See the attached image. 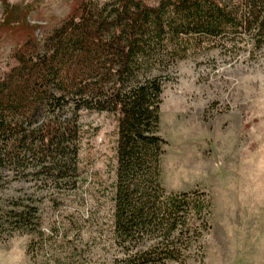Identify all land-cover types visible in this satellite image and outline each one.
Segmentation results:
<instances>
[{"label": "trees", "instance_id": "obj_1", "mask_svg": "<svg viewBox=\"0 0 264 264\" xmlns=\"http://www.w3.org/2000/svg\"><path fill=\"white\" fill-rule=\"evenodd\" d=\"M263 45L264 0H79L41 40L26 36L15 46V63L0 77V187L8 172L31 173L52 188L73 185L79 112H109L110 236L122 253L111 264L182 262L184 240L209 229L210 203L203 192L159 183L158 112L168 78L149 73L204 50L233 57ZM10 205L0 208V241L30 235L27 253L42 254L54 236L36 208Z\"/></svg>", "mask_w": 264, "mask_h": 264}, {"label": "rangeland", "instance_id": "obj_2", "mask_svg": "<svg viewBox=\"0 0 264 264\" xmlns=\"http://www.w3.org/2000/svg\"><path fill=\"white\" fill-rule=\"evenodd\" d=\"M78 1L0 0V77L15 63V46L26 36L41 40ZM149 75L168 78L158 112L159 183L203 192L210 203L209 229L184 240L182 262L162 264H264V45L233 57L200 51ZM77 122L83 134L73 185L52 188L31 173L4 178L0 208L16 199L35 207L54 243L31 254L32 237L14 233L0 241V264H111L122 255L110 236L114 116L81 110Z\"/></svg>", "mask_w": 264, "mask_h": 264}]
</instances>
